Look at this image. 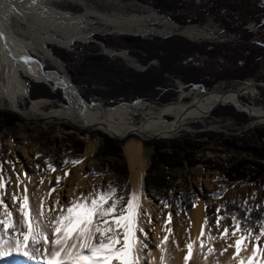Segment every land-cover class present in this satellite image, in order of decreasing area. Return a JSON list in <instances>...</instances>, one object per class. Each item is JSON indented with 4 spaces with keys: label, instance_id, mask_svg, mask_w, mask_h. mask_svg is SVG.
Returning a JSON list of instances; mask_svg holds the SVG:
<instances>
[{
    "label": "rangeland",
    "instance_id": "obj_1",
    "mask_svg": "<svg viewBox=\"0 0 264 264\" xmlns=\"http://www.w3.org/2000/svg\"><path fill=\"white\" fill-rule=\"evenodd\" d=\"M80 2L81 0H45L44 5H52L74 15L85 12L86 7H97L104 12L111 11L116 0ZM37 3L36 1L34 4ZM123 4L128 5V12L140 8V5L148 7L165 17L166 21L171 23V28L149 21L150 27L165 32V35L115 33L114 28L101 24L98 18H89L87 30L90 35L87 39L76 41L70 47L49 43L54 55L62 61V72H66L75 85L80 87L83 97L89 103L113 106L121 100L144 98L145 103L164 106L168 102L179 100L181 83L188 86L186 91H191L193 84H202L206 89L220 91L242 88L240 90L246 102L264 109V101L260 100L264 97V43L258 42L264 41V0H123ZM160 8L163 11H160ZM28 10L26 13L32 15L31 9ZM197 13L203 16L199 15L197 22H184L198 16ZM40 16L46 17L47 12L41 11ZM27 17V21L17 20L10 14L7 25L18 37L30 43L35 58L43 62L46 69L60 71L53 63L44 60L41 53L36 52V44L39 43L38 35L55 34V37L65 40L61 31H57L48 24L49 22L43 23L44 21ZM208 18L219 22L226 31L235 33L236 40L218 44L202 42L199 36L190 37L185 35V32V36L181 35L183 26L203 25ZM244 21L246 23L243 27L235 30L226 28L227 24ZM253 21L261 30L260 34L246 29ZM210 47L222 53L214 54V51L209 50ZM238 47H249L255 54H236L233 50ZM121 53H125L126 57ZM95 55L104 56V59L97 60L100 61L101 67L98 70L95 67L97 62L93 63L94 58H87ZM162 66L168 70L163 74L165 82L160 86L150 85L147 80L150 81L149 77L153 74L163 73ZM107 70L115 72L107 75ZM122 70L129 71L125 80L128 84L126 88L116 89L115 84L120 79L117 73ZM193 70L200 72L197 81L189 77ZM21 78L28 88V94L20 101L23 109H29L33 101L42 100L41 109L48 113L67 103L62 90H53L48 84L36 82L23 74ZM245 81L251 84L248 85ZM116 90L130 93L115 97L113 93ZM252 90L259 91L261 95L253 96ZM48 92L53 96H42ZM138 92L142 95H138ZM194 97L193 92L183 100L189 103ZM229 110H235L237 118L225 114ZM244 115L246 114L234 105H222L206 118L189 121L171 138L143 142L145 147L151 150L149 165L141 182V191L146 201L155 208V215L147 226V233L150 235L146 237L153 249L166 234L164 225L168 214L172 213L169 227L172 228L173 238L176 240L181 231L191 228L189 214L201 200L205 201L206 205L201 228L207 217L214 234L220 231L215 227L217 209H221L219 214L224 215L237 201L241 204L246 201L247 206L254 208L264 204V140L260 138V134L264 133V123L257 122L247 115L245 119ZM134 116L133 122L139 124L142 117ZM44 122H25L14 112L0 110V162L6 168V174L13 177L19 168L25 171L27 176L38 178V181L51 177L54 181L50 182V185L54 183L53 186L56 184V178L61 177L59 189L66 180L72 186V194L77 197L81 194L87 196L94 189L107 190L109 184L119 190L118 195L127 197L131 193L133 186L130 168L124 153L127 139H114L96 130L79 131L66 123ZM201 132L211 133L213 138L199 137L204 145L192 152L193 158L198 160L195 165H190L188 161H184V166L176 167L162 164L148 172L154 155L153 142L186 135L194 138ZM132 137L139 139L136 135ZM223 139H234L235 148L223 142ZM118 143L120 151L114 152ZM92 145L97 146L96 150L86 156ZM66 160H80L82 163L66 165ZM49 164L57 166L58 170L45 171ZM61 168L64 170H59ZM96 173L98 175H95ZM77 185L82 187L81 191L74 189ZM78 192L81 194H76ZM67 195L68 191L59 197L61 203L72 199ZM161 200L167 201L170 207L161 204ZM184 203H187L186 208L182 206ZM143 208L146 213V208ZM231 223L229 218L223 225L230 227ZM256 230L258 231V226ZM200 232L201 229L199 234ZM223 246V241L215 245L216 248ZM179 254L183 261L185 253ZM177 257L175 256V260Z\"/></svg>",
    "mask_w": 264,
    "mask_h": 264
},
{
    "label": "bare ground",
    "instance_id": "obj_2",
    "mask_svg": "<svg viewBox=\"0 0 264 264\" xmlns=\"http://www.w3.org/2000/svg\"><path fill=\"white\" fill-rule=\"evenodd\" d=\"M33 0H0V108L8 109L9 112H14L25 122L28 121H45L44 123H66L72 128L79 131L96 130L106 135H117L124 137L128 133L127 142L124 146V153L127 158L130 168V180L133 190L137 193L141 192V182L145 177L146 169L149 165V155L151 150L143 144L148 137H160L168 139L177 134L178 131L184 128L186 123L194 119L206 118L209 116L211 109L221 101L223 105H234L239 111L243 108L239 105L235 93L222 95L220 90L214 93H203L198 89L186 91L184 84L179 83L180 97L179 100L165 104L164 106L145 103L144 101L136 100L132 106L126 101H120L113 106L103 105L100 103L80 102L79 94L82 95L80 87L76 86L72 78L64 69L62 61L58 59L49 47V43H56L61 46L70 47L76 41H82L90 35L89 18H98L101 24L114 28L115 33L124 34H157L165 35L155 28L149 26V21L165 25L166 28H171V23L166 21V18L158 12L151 10L148 7L140 5V8L128 12V5L123 4V0H116L111 11H102L96 8H85V12L79 14H70L61 11L52 5L45 6V0H36L35 5ZM80 3H84L81 0ZM31 9L32 15L26 13ZM41 11L47 12L46 17L40 16ZM12 14L17 20L23 19L27 21L28 17L44 21L52 25L57 31H61V35L65 40L55 37V34L47 36L38 35L39 43L36 44L38 53H41L44 60H48L57 66L60 71L46 69L43 62L35 58L31 51L30 43L18 37L7 25L9 15ZM22 14V16H21ZM27 19V20H26ZM185 35L195 37L199 35L196 30H185ZM109 52L108 49H106ZM125 56V53H121ZM48 71V75L56 82L44 77L41 71V64ZM22 74L36 82L48 84L53 90H62L67 101L62 107L53 109L48 113L42 111V100L32 102L29 109L21 107V99L28 94L26 82L21 78ZM58 78H53V77ZM251 84L248 82V85ZM242 89V88H240ZM237 89L241 92L242 90ZM250 91V90H249ZM195 94L191 102H184V98ZM4 101L7 103L5 104ZM253 113L258 116L264 115V110L260 107L252 106ZM134 115H139L142 120L139 124H135ZM257 122L264 121L253 119ZM179 133V132H178ZM136 135L139 139L131 136ZM95 145H92L86 152V156H90L95 150ZM1 159V152H0ZM0 174L8 177L6 168L0 162ZM35 168V167H34ZM33 171V169H30ZM30 171V172H31ZM28 172V173H30ZM20 174L24 179L25 185L28 187V194L32 197L33 202H36V196H42L49 192L54 183L50 185L51 177L43 179L44 183L41 186L38 178L27 176L25 171L18 168L15 176L11 177V184L7 185L9 191H22L23 186L17 188V174ZM30 178V179H29ZM77 185L76 190H80L81 186ZM72 186L65 180L61 188L52 194L50 202L57 196L62 197L68 191V197L76 198L72 194ZM34 193L36 195L34 196ZM235 194V191H233ZM76 194H81L80 192ZM7 200V196H6ZM142 205L146 208V213L151 219L155 215V208L146 201L142 196ZM205 201H199V204L189 214L192 222L190 231L191 239L196 240L201 224L205 216ZM144 209V208H142ZM141 223L147 233V226L144 218ZM139 234V233H138ZM188 239L187 231L180 232V236L176 238L181 247H183ZM174 256H178L173 264H182L180 252L176 251L175 246L172 247ZM154 256H158V250L153 251ZM227 259V257L223 258Z\"/></svg>",
    "mask_w": 264,
    "mask_h": 264
},
{
    "label": "snow or ice",
    "instance_id": "obj_3",
    "mask_svg": "<svg viewBox=\"0 0 264 264\" xmlns=\"http://www.w3.org/2000/svg\"><path fill=\"white\" fill-rule=\"evenodd\" d=\"M64 163L77 165L82 161ZM57 170L52 164L45 169ZM61 179L57 177L55 186L36 196L34 203L19 173L17 188L23 186L19 192H10L7 185L11 177L0 174V264H173V245L176 251L185 253L182 264H264V204L257 206L260 211L256 216L252 215L256 209L247 206L246 201L239 206L242 211L227 209L220 215L221 209H217L215 227L219 233L211 231L206 217L196 240L187 230L183 247L173 238L169 213L164 225L166 234L153 249L146 239L150 234L141 223L142 218L151 222L150 215L142 210L143 191L132 190L125 197L109 184L107 190L94 189L87 196L81 194L65 203L59 196L50 202ZM43 183L42 179L41 186ZM160 203L170 207L165 200ZM229 218L232 223L225 227L223 222ZM221 241L224 246L216 248ZM156 250L158 256L153 255Z\"/></svg>",
    "mask_w": 264,
    "mask_h": 264
},
{
    "label": "trees",
    "instance_id": "obj_4",
    "mask_svg": "<svg viewBox=\"0 0 264 264\" xmlns=\"http://www.w3.org/2000/svg\"><path fill=\"white\" fill-rule=\"evenodd\" d=\"M160 11H163L161 8H160ZM198 14V13H197ZM200 14H198V16H194V17H191L190 19L188 20H184V22H197L199 19H200ZM203 17V16H201ZM247 22V20H245ZM240 22V23H236V24H233V25H229L227 24V27L228 29L230 30H235L239 27H243L245 26V23L246 22ZM176 22H180V20H176ZM224 28V27H223ZM225 29V28H224ZM226 30V29H225ZM230 32V31H229ZM210 51H214V54H219V53H222L221 51L219 50H215L214 47L213 48H209ZM253 50L250 49L249 47H244V48H237V49H234L233 52H235L236 54H241V53H246V54H250V55H254ZM257 55V54H256ZM255 55V56H256ZM94 58V61L93 63L95 64V61L97 62L95 67L96 69L98 70V68H101L100 67V61H97L98 59L100 60L101 58L104 59L102 55H95V56H89L87 58ZM257 57V56H256ZM167 68H165L164 66H162V72L163 73H159V74H153L151 75L149 78H150V81L147 80L149 82L150 85L154 86V85H157V86H160V85H163V83L165 82V79L163 78V74L166 73ZM115 71L114 70H107V75L109 74H113ZM194 72V73H192ZM190 74H189V77H191V80L193 81H197L196 79L200 77V72L198 70L196 71H192ZM119 81L116 82L115 84V88L116 89H120V88H123L125 87L126 88V84H128L127 82L128 81H125L126 78H127V75L129 74V71L127 70H122L120 71L119 73ZM137 76H143V74H137ZM125 84V85H124ZM130 92H126V91H123V90H116L114 93H113V96L116 97V95H119V94H128ZM138 95H142L141 92H138L137 93ZM42 96H45V97H52L53 95H51L49 92L48 93H43ZM225 114H228V115H231V116H234L237 118L238 114L235 112V110H229L227 113ZM245 119H247V116L244 115ZM260 138L261 140H264V133L260 134ZM205 137V138H213L211 133H208V132H201L199 135L195 136L194 138L189 136V135H186L185 137H180V138H176V139H171V140H164V141H157V142H153L152 145L154 146V155L152 156L151 158V166L150 168L148 169V172L151 171V170H154L156 169L158 166L164 164L168 167H176V166H184V161H188V163L190 165H195L197 163V159L195 160L193 158L194 155H192L195 150L197 149H201V147H203L204 145V142L201 141L199 139V137ZM106 142L108 143L109 141L106 140ZM223 142L227 143L229 146H232V148H235L234 146V139H223ZM264 143V142H263ZM117 151H120V145L119 143L116 144V146L114 147V152H117ZM241 205V203H239V201L235 202L234 205L230 206L229 209H232L234 211H242V209L239 208V206ZM182 206L184 208L187 207V203H184L182 204ZM252 208H254L253 206H250ZM256 211L252 213L253 216H256L259 214V208L256 207L255 208Z\"/></svg>",
    "mask_w": 264,
    "mask_h": 264
},
{
    "label": "built area",
    "instance_id": "obj_5",
    "mask_svg": "<svg viewBox=\"0 0 264 264\" xmlns=\"http://www.w3.org/2000/svg\"><path fill=\"white\" fill-rule=\"evenodd\" d=\"M246 29L253 31L255 34H260L261 30L259 29V27L257 26V23L255 21L249 23V25L246 27ZM185 30H196L199 32V36L198 38L202 41V42H207V43H226V42H230V41H235L236 40V34L235 33H230L228 31H226L225 29H223L221 27V24L219 22H217L216 20H214L213 18H208L203 25H199V24H190V25H186L183 26V28L181 29L180 33L181 35H184V31ZM185 36V35H184ZM258 42H260L261 44L264 43L263 40H259ZM245 83H248V81H246ZM254 95H261V93L257 90H252L251 93H253ZM264 98V97H263ZM263 98H260V100L264 101ZM263 109V108H262Z\"/></svg>",
    "mask_w": 264,
    "mask_h": 264
},
{
    "label": "water",
    "instance_id": "obj_6",
    "mask_svg": "<svg viewBox=\"0 0 264 264\" xmlns=\"http://www.w3.org/2000/svg\"><path fill=\"white\" fill-rule=\"evenodd\" d=\"M41 64V71H42V74H43V76L44 77H46V78H50L49 80H51V81H54V82H56L55 81V79H52L51 78V76H49L48 75V71H46L45 70V68L43 67V65H42V63H40ZM53 77V76H52ZM53 78H58V77H53ZM246 82V81H245ZM188 86L186 85L184 88H187ZM192 87H193V89H198V90H200V91H202L203 93H214L215 91H217V90H209V89H206L205 87H204V85H202V84H193L192 85ZM236 89H228V90H223V91H221V94L222 95H227V94H229V93H235V95H236V98H237V101H238V103H239V105L243 108V111H241V112H243V113H245L249 118H251V119H256V120H261V121H264V115L263 116H258V115H255L254 113H253V110H252V107H251V105L248 103V102H246L244 99H243V95L241 94V93H239L238 91H235ZM179 91V90H178ZM79 100H80V102H88L84 97H83V95H81V94H79ZM136 100H139V101H145V99L144 98H137V99H135V100H133V101H126L130 106H132L133 105V103L136 101ZM121 101H125V100H121ZM120 102V101H119ZM171 102H173V101H171ZM168 103H170V102H168ZM100 105L101 106H103L104 104L103 103H100ZM223 105V103L221 102V101H219V102H217V104L211 109V111L209 112V115H211L212 114V112H214L217 108H219L220 106H222ZM0 110H2V109H0ZM4 111H6V112H8V110H6V109H3ZM264 110V109H263ZM130 135V133H128L126 136H124V137H119V136H117V135H113V136H110V137H112V138H114V139H118V140H126L127 139V137ZM157 139H164V138H160V137H148L147 138V140H157Z\"/></svg>",
    "mask_w": 264,
    "mask_h": 264
}]
</instances>
